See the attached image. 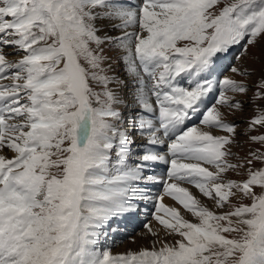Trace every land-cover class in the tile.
I'll return each instance as SVG.
<instances>
[{
  "label": "snow or ice",
  "instance_id": "obj_1",
  "mask_svg": "<svg viewBox=\"0 0 264 264\" xmlns=\"http://www.w3.org/2000/svg\"><path fill=\"white\" fill-rule=\"evenodd\" d=\"M248 46L264 55V0H0V264H264V64L215 79ZM241 97L260 146L244 157L222 111ZM144 181L163 186L154 219L173 241L98 248L151 199Z\"/></svg>",
  "mask_w": 264,
  "mask_h": 264
},
{
  "label": "rangeland",
  "instance_id": "obj_2",
  "mask_svg": "<svg viewBox=\"0 0 264 264\" xmlns=\"http://www.w3.org/2000/svg\"><path fill=\"white\" fill-rule=\"evenodd\" d=\"M248 53L249 54L247 57L245 54V58L242 57L240 60H237L233 64L232 67L241 68V64L245 62V64L250 67V70H252V72L255 73V75L253 76V81H252V82H254L259 77L261 66H262V64H264V55H262V49L259 46H248ZM15 57H16V55L11 56V58L13 60H16V59H14ZM230 68L231 67H229L225 70L224 76L228 75L227 72ZM117 70L122 72L123 68H120ZM229 72H231V71H229ZM229 95H231V94H229ZM251 95H252V93L248 94L249 97ZM241 99L245 100V108L243 111L232 112L231 110H228V109H222V111H225V113H226V121L227 122L237 125V133H238L237 139L240 143H239V145L234 146L232 151L234 153H237L238 156L244 157L249 153L250 149H256V148H259L260 146L256 145V144L248 143L247 138L244 135L245 130L248 128V122L250 121V116L255 115L257 113L255 111V107L249 106V103L246 102L248 100V97H241ZM257 131L251 132L250 135H255L257 133ZM216 135H217V132H216ZM221 135H224V133L221 132ZM261 150L264 151V149H261ZM255 166L259 168L262 165L256 164ZM229 178H235L237 181H242L246 177L242 176V175H238L236 173H229ZM162 192H161V195H163ZM182 211H184V210L182 209ZM154 221L157 222L154 218H152V220H150L148 222V225L151 226L152 223H155ZM156 233H158V232H156ZM131 237L133 238V242H129L126 246L122 247L120 249V252H127L128 250L136 252L139 249V247L150 248L153 244V241H155L157 239L163 240V237L169 238L171 242L173 241V237L166 236L165 232L162 234H159L158 236H154L150 232H148V233L140 232V233H135V234L131 235ZM137 239H139V240H137ZM135 243H137L140 246H136Z\"/></svg>",
  "mask_w": 264,
  "mask_h": 264
},
{
  "label": "bare ground",
  "instance_id": "obj_3",
  "mask_svg": "<svg viewBox=\"0 0 264 264\" xmlns=\"http://www.w3.org/2000/svg\"><path fill=\"white\" fill-rule=\"evenodd\" d=\"M140 1H134L133 3H139ZM19 57L18 56H16L14 59H18ZM197 121V120H196ZM195 121H191L190 122V124L191 123H194ZM205 130H207V129H205ZM217 132V131H216ZM216 132H214V134H216ZM221 133V132H220ZM164 167L167 169V165H164V164H153V165H151V167L148 169V170H146V173H148V175H151V174H153L154 176H156L158 179L159 178H161V177H163L164 175H165V172L166 171H162L163 169H164ZM139 183V186L141 187V188H145L146 187V184H144V182H138ZM148 184L152 187V185H151V183L150 182H148ZM152 188H154V187H152ZM190 190L195 194V195H197L198 196V198H200L201 199V201L202 200H204V199H206V198H204V197H202L199 193H198V190H196L195 188H190ZM162 191H163V189H162ZM161 191V192H162ZM163 193V192H162ZM160 195H161V193H160ZM159 196V195H158ZM137 203V205H138V209L141 207V209H142V212H143V210H145L147 207L145 206V204H143V201L142 202H139V201H137L136 202ZM164 203L166 204V205H168V206H172V207H180L178 204H176L174 201H172L169 197H167V196H165L164 197ZM181 212H182V215H184L185 216V218L186 219H191L192 218V216H191V214H189V213H186L185 211H182V209H181ZM132 214H134V213H130V214H126V215H124V216H122V217H117V218H115V220L113 221V219L108 223V225H110V224H118L119 222H118V220L119 221H121V219H127L128 217H130V216H132ZM155 222V221H154ZM154 224H156L157 226H160V224L159 223H157V222H155ZM137 240H139V239H137ZM142 246V245H141Z\"/></svg>",
  "mask_w": 264,
  "mask_h": 264
}]
</instances>
